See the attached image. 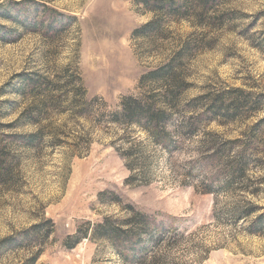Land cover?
<instances>
[{
  "label": "rangeland",
  "instance_id": "1",
  "mask_svg": "<svg viewBox=\"0 0 264 264\" xmlns=\"http://www.w3.org/2000/svg\"><path fill=\"white\" fill-rule=\"evenodd\" d=\"M144 1L0 0V244L9 240L0 264H33L39 251L34 264H139L92 234L133 209L179 232L156 264H264V230L248 229L264 216V130L252 129L264 119V0H219L204 13L195 0H177L174 15L166 2ZM187 41L189 88L168 130L199 96L240 111L217 113L166 151L112 114L147 92L143 77ZM36 76L83 92L35 103L25 80ZM34 104L41 113L32 121ZM206 145L213 158L203 161Z\"/></svg>",
  "mask_w": 264,
  "mask_h": 264
},
{
  "label": "trees",
  "instance_id": "2",
  "mask_svg": "<svg viewBox=\"0 0 264 264\" xmlns=\"http://www.w3.org/2000/svg\"><path fill=\"white\" fill-rule=\"evenodd\" d=\"M217 1L219 0H195V3L199 7H202V13H204L214 7ZM163 2L170 5L171 14L174 15L180 11L181 6L177 3V0H145L144 4L153 3V5H160ZM149 27H151V24L145 26V28ZM192 45L193 43L190 41L185 42L182 48L174 53V56L167 64L145 75L143 77V84H146L149 90L139 97L124 98L120 104L119 111L112 114V123L137 126L147 134L148 139L155 145L162 147L166 151H171L183 142L182 140H184L185 136L189 138L198 136L201 130L207 126V123L215 120L217 113L224 111L225 115L222 116L224 118H233L238 115L240 111V107L238 106L222 107L223 109L221 110L218 102L213 100V97L208 95L199 96L192 100L187 107H184L190 110L191 116L186 121L184 120L176 131L168 130V122L172 120L174 114H181L182 108L180 103L183 102L181 95L189 88L186 64L195 55ZM25 81L28 88H31L33 91V97L37 100L35 103L46 98L50 99L53 105L60 104L63 103V99L69 100L71 97L75 99L78 96L77 93L83 92L80 87H77L76 83L68 82L65 88L62 86L57 87L54 80L42 76H36L33 79L28 77ZM67 87L68 92L61 93ZM77 89L80 90L77 91ZM55 95H58V97H53ZM62 95L65 97L63 98ZM83 96L81 99H83ZM35 106L36 104H34ZM256 107V104H254L251 108L253 110ZM39 108L40 105L36 106L35 110L33 109L34 111L32 110L30 117L32 121L38 119L36 116L38 117L41 113ZM252 129L255 131L264 130V119L257 122ZM238 142L227 141L226 144L228 146ZM2 144L3 146L0 145V153L5 154L7 146L3 142ZM204 149L205 151L202 153L201 160L213 158V154L207 149V145ZM206 188L207 191H213L215 189L213 181L207 182ZM253 214L254 210L251 209L248 212H242L241 216L243 219H248ZM263 220L264 216H260L249 223L248 229L250 234L258 236L262 233L264 230ZM159 227L160 223L154 217L133 209L129 218L123 220L114 217L104 218L93 227L92 234L96 238L105 239L110 242L125 261L136 259L139 264H147V261L151 260L152 264H156L158 261L163 260L157 255L162 250L161 248L173 245L172 240L179 235L178 230L173 226H169L166 229H159ZM38 228H40V225L34 227V229ZM20 239L18 237L16 240L20 241ZM8 241L6 239L0 246L3 247ZM27 242L28 238H26L24 243ZM177 242L175 239L174 243ZM40 253L39 251L32 256L29 262L33 264L37 262Z\"/></svg>",
  "mask_w": 264,
  "mask_h": 264
}]
</instances>
